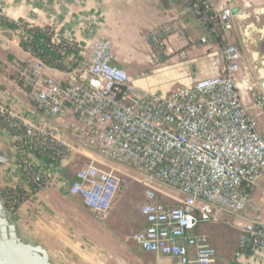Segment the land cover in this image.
<instances>
[{"label":"built area","instance_id":"1","mask_svg":"<svg viewBox=\"0 0 264 264\" xmlns=\"http://www.w3.org/2000/svg\"><path fill=\"white\" fill-rule=\"evenodd\" d=\"M242 1L181 0L182 16L197 19L208 29L199 38V46L208 49L219 71L167 95L136 87L118 64L114 45L107 38L96 39L84 60L60 50L70 75L66 81L45 74L46 64L37 56L16 61L18 78L28 89L39 118L24 117L0 97V119L12 131L22 178L2 197L11 215L18 209L23 190L59 184L98 217L107 219L121 177L93 162L76 170L71 180L63 175L74 153L96 150L106 159L142 172L139 182L145 199L140 214L146 226L132 237L143 250L177 258L179 264H211L217 250L208 236L194 231L200 223L212 222L239 230V249L263 257L264 204L254 194L264 178V137L238 84L242 50L227 37L235 27L233 10ZM174 35L189 37L177 22L148 34L149 57L155 65L174 57L188 58V48L170 47ZM67 43L66 47L73 44ZM248 89L249 85L244 91ZM253 108L264 115L261 91ZM65 115L76 144L58 125ZM47 164L54 166L52 171L46 170ZM170 188L177 189L180 197L167 191Z\"/></svg>","mask_w":264,"mask_h":264},{"label":"crops","instance_id":"2","mask_svg":"<svg viewBox=\"0 0 264 264\" xmlns=\"http://www.w3.org/2000/svg\"><path fill=\"white\" fill-rule=\"evenodd\" d=\"M238 7L245 11L264 8V0H243ZM1 10L0 18L7 21L52 28V41L56 44L72 42L79 49L74 54L81 60L89 56L90 45L96 39L111 40L116 60L128 72L131 82L152 94L167 95L176 87L192 86L197 80L211 77L219 71V64L208 56V49L199 46V38L206 35L208 29L199 20L182 16L181 0H0ZM170 22H177L186 28L188 38L174 35L169 44L172 49L188 48V58L182 61L174 57L157 66L149 57L147 36ZM258 22H264V14ZM22 33L21 29H12L0 21V97L16 107L24 117L35 121L39 113L27 96L28 89L18 78L15 63L36 57L21 46ZM227 37L242 50L243 74L247 78L255 73V67L242 46L236 24L227 32ZM175 66L181 67V72ZM42 71L62 81L70 78L67 71L47 65ZM241 71L238 84L247 88L248 80L241 79ZM257 83L252 86L256 87ZM255 89L254 97L243 88L242 92L244 102L250 113L256 116L258 130L264 137V115H259L253 108V101L261 90ZM67 121L68 116L65 115L58 125L69 141L76 144ZM12 137V131L0 119L1 198L3 191L22 179ZM76 155L74 153L72 157ZM68 165L66 162L63 175L71 180L76 171L72 177L67 176L64 170ZM53 167L47 164L46 170L52 171ZM114 215L111 210L107 219H101L84 205L81 198L67 194L58 184L31 195L10 217L17 229L21 228L46 245L49 264H179L177 258L143 250L133 240L136 231L133 233L116 227ZM118 215L122 221L123 212ZM139 215L141 222L137 231L146 226ZM223 227L228 226L202 222L194 231L208 236L210 244L217 250L211 264H264V256L255 258L250 250L239 249V230L228 227L232 231L226 232Z\"/></svg>","mask_w":264,"mask_h":264},{"label":"rangeland","instance_id":"3","mask_svg":"<svg viewBox=\"0 0 264 264\" xmlns=\"http://www.w3.org/2000/svg\"><path fill=\"white\" fill-rule=\"evenodd\" d=\"M188 66V65H185ZM176 70H179L181 72V67L175 66ZM189 68V66H188ZM245 71L244 67L241 71V79L248 80V85H250V89H248V93L251 95V97H254V92L256 91L255 88H259L258 85L256 87H253L252 85L258 82V78L256 73H252L247 78L244 77L245 74H243ZM240 81V80H239ZM243 91H244V87ZM252 88V89H251ZM246 93V92H245ZM94 163L95 165L99 167H103L107 171H114L117 175L121 177V188L119 192L116 195L113 207H112V213L115 212V215L113 217L114 224L116 227H119L121 230L124 228L128 231H132L133 233L137 231V229L140 227V209L142 204L144 203V188L143 185L139 182V179L142 176L141 170L134 166H130L127 164H121L109 159L104 158L101 156V154L96 150H90L87 153L83 154H77L74 156L73 160L69 163L68 167L64 170V173L72 177L73 173L78 170L81 166L85 164ZM259 188L257 192L254 194V199L259 202L260 204H264V178L260 180L259 182ZM171 190H168L171 194H173L175 197H180L178 194V190L175 188H170ZM1 198V197H0ZM2 199V198H1ZM3 201V199H2ZM178 201H174L173 204H177ZM5 206V205H4ZM6 208V207H5ZM7 210V208H6ZM123 212L122 221H120V218L118 213ZM8 217L10 220L13 221V219L10 217L11 212L7 210ZM15 223V222H14ZM222 227V226H221ZM223 230L232 231L231 228L223 227ZM128 231L125 230L126 233ZM18 236L21 240L31 243V244H40L44 248H46L45 244H41L40 240L36 237H33L30 234L28 235L25 233L21 228L17 229ZM220 233H225L224 231H221Z\"/></svg>","mask_w":264,"mask_h":264},{"label":"water","instance_id":"4","mask_svg":"<svg viewBox=\"0 0 264 264\" xmlns=\"http://www.w3.org/2000/svg\"><path fill=\"white\" fill-rule=\"evenodd\" d=\"M242 46L252 60L258 78V87L264 94V22L258 20L264 8L251 11L239 7L233 10ZM49 255L40 244H31L20 239L16 224L10 220L0 198V264H49Z\"/></svg>","mask_w":264,"mask_h":264},{"label":"trees","instance_id":"5","mask_svg":"<svg viewBox=\"0 0 264 264\" xmlns=\"http://www.w3.org/2000/svg\"><path fill=\"white\" fill-rule=\"evenodd\" d=\"M0 21L2 24H6L12 29H23L24 33H22V35L20 36L21 46L25 50L31 51L35 56L40 58L47 66L66 70V66L64 65V60L66 56H63L60 53V50L66 49V54L69 52L77 53L79 51L75 44L68 45L66 47V44H68L67 41H62L58 44L54 43L52 41L53 30L50 27L40 28L30 26L26 22H21L22 25H19L17 22H10L4 18H0ZM40 158L44 162H49V159L46 156H40ZM37 191L38 190L36 187H32L30 191L23 190V197L17 207H19L25 200H27L29 197H31V195H33ZM4 195L5 191H3V196ZM4 203V205L6 206V202Z\"/></svg>","mask_w":264,"mask_h":264}]
</instances>
